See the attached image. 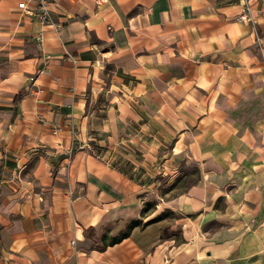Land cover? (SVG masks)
<instances>
[{"label":"crops","instance_id":"1","mask_svg":"<svg viewBox=\"0 0 264 264\" xmlns=\"http://www.w3.org/2000/svg\"><path fill=\"white\" fill-rule=\"evenodd\" d=\"M39 3L0 0V264H264V0Z\"/></svg>","mask_w":264,"mask_h":264},{"label":"built area","instance_id":"2","mask_svg":"<svg viewBox=\"0 0 264 264\" xmlns=\"http://www.w3.org/2000/svg\"><path fill=\"white\" fill-rule=\"evenodd\" d=\"M102 1V0H97ZM241 4L243 5L242 12L238 15L237 20L241 22H250L253 23V17L250 14V0H239ZM18 7L23 10L24 13L29 14L31 11L26 7L25 2H19ZM37 21L43 25H49L52 24L50 12L48 8V0H40L39 7L37 11H35V14ZM34 42L41 46L43 43V32L39 31L34 35ZM29 81L33 82V77L28 78ZM71 244L74 245V241H71Z\"/></svg>","mask_w":264,"mask_h":264},{"label":"rangeland","instance_id":"3","mask_svg":"<svg viewBox=\"0 0 264 264\" xmlns=\"http://www.w3.org/2000/svg\"><path fill=\"white\" fill-rule=\"evenodd\" d=\"M185 177H176L173 179L165 188V190H171L169 197L175 196L179 191L184 190L195 178L196 170L193 166L187 165L184 167ZM173 213H171V218H173Z\"/></svg>","mask_w":264,"mask_h":264},{"label":"trees","instance_id":"4","mask_svg":"<svg viewBox=\"0 0 264 264\" xmlns=\"http://www.w3.org/2000/svg\"><path fill=\"white\" fill-rule=\"evenodd\" d=\"M20 96H21V94H20V95H17L16 100L19 99ZM162 215H163V213L160 214V216H162ZM160 216H157V217L151 219L150 221L158 220ZM140 223H141V222H140L139 220L131 221V222L128 224L127 229H126L123 233H121V234H119V235H117V236H112V237H110V238L108 239V241H103L104 238H105V235H102V237H101V245H97V248H100V249H101V248H103V247H106L107 245H113V244H115V243L121 241L124 237H126V236L128 235V232H129V230H130L132 227L137 226V225H139Z\"/></svg>","mask_w":264,"mask_h":264}]
</instances>
